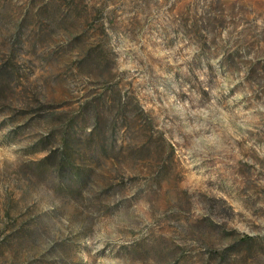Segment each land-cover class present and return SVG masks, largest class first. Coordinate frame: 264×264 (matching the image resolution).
<instances>
[{
  "label": "rangeland",
  "instance_id": "rangeland-1",
  "mask_svg": "<svg viewBox=\"0 0 264 264\" xmlns=\"http://www.w3.org/2000/svg\"><path fill=\"white\" fill-rule=\"evenodd\" d=\"M32 1L44 0H0L9 76L58 77L47 95L69 107L119 89L139 114L116 146L122 135L142 145L150 118L162 156L143 144L94 159L86 138L74 156L93 175L91 198L72 200L32 163L44 152L31 143L50 121L0 103V264H264V0H52L39 45H18L14 25ZM71 13L87 15L78 26L86 45L66 43L72 26L59 18ZM78 47L91 50L83 66L92 75L70 68ZM51 107L50 119L65 114ZM85 123L83 135L89 113ZM87 203L99 209L88 214ZM244 234L250 246L212 256Z\"/></svg>",
  "mask_w": 264,
  "mask_h": 264
},
{
  "label": "trees",
  "instance_id": "trees-1",
  "mask_svg": "<svg viewBox=\"0 0 264 264\" xmlns=\"http://www.w3.org/2000/svg\"><path fill=\"white\" fill-rule=\"evenodd\" d=\"M51 3L52 0H44L39 3L35 1L26 3L24 11L14 25V35L18 38V45H39V41L44 38V35L41 36L40 34L43 31L42 28L47 26L45 23H51L47 17L51 15L48 9ZM70 8H73V6L69 5L67 7V9ZM64 14L66 15L65 11ZM86 18L87 15L75 16L73 13L67 17L62 15L59 18L63 23L67 19V23L72 26L69 28V34L66 37L67 45H86L84 38L85 32L82 28L78 27L80 26V20H86ZM70 52L72 53L71 56L77 60V64L72 65L70 68L81 71L80 73L77 72L78 74H84L83 72L87 69L83 66V61L88 59L91 50L78 47L71 49ZM46 62L49 61H42V64ZM13 71L14 67L11 64L0 63V103L5 104L3 106H12L11 108H14L12 112H19L27 121L34 118H47L50 121L48 129L31 143L33 150H41L44 152L40 157L33 159L32 163L36 165L40 173L48 170L53 177L55 188L62 191V194L69 199L74 200L80 196H87L86 199L91 198V192L86 191L84 187L92 183L93 175L89 171H82L74 156L76 146L78 147L77 153L86 152L84 149L81 150L79 148L81 141L86 138L88 143L93 144L89 150V155L94 159H107L108 157L114 156L119 159V157L125 156V149L128 150L127 153H132L135 149L140 150V146L143 144L148 154H152L155 159H161L162 154L159 149V143L163 140V136L155 130L150 118L148 119L150 131L146 136L147 139L141 143L142 145H137L135 146L136 148H133L131 144L133 145L134 143L127 136L122 135L120 136V146H116L120 128H123L125 132H129L132 126L135 125V120L139 114L135 105L133 106V103L128 100V97L122 96L119 89L104 90L98 96L85 94L75 107H69L70 105L61 103L64 98L63 95H56L54 91L50 95H47L49 88L51 89L53 85L61 82L58 77L46 79L38 76H27L14 80L9 76ZM87 71L92 75L91 71ZM14 90L20 94V97L12 102V99H9L10 96H5L4 93L8 91L11 93ZM28 91L30 94H27ZM55 101L61 105L55 106L54 108L51 105H47V103L49 104ZM47 106L51 107L54 111L65 109V114L57 117V119L54 116L50 119L49 117L52 115V111ZM68 107L69 109H67ZM46 110H49L50 115L45 113ZM105 110L114 113V118L111 119L110 123L102 117ZM130 112H133L131 116ZM87 113L91 117V126L87 132L88 136L83 135V131H86L87 127L85 123ZM169 149L170 152H173L171 145H169ZM118 162L121 164L124 163L122 160ZM110 183L111 181L106 178L101 182L102 186L104 184L107 186ZM100 192L102 194L100 196L104 200L108 193H106L105 189ZM98 209L99 206H93L87 203L86 211L88 214H93ZM101 210V212L107 211L106 208ZM253 239L254 237L252 235H241L233 242L226 244L222 249H211L212 256L214 258L223 257L225 255L224 253L229 250L240 252L242 246H250Z\"/></svg>",
  "mask_w": 264,
  "mask_h": 264
}]
</instances>
